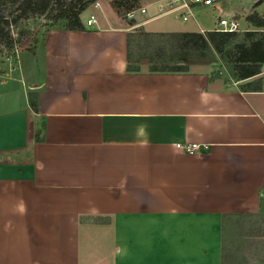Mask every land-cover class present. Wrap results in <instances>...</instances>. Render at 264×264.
<instances>
[{
    "label": "crops",
    "instance_id": "1",
    "mask_svg": "<svg viewBox=\"0 0 264 264\" xmlns=\"http://www.w3.org/2000/svg\"><path fill=\"white\" fill-rule=\"evenodd\" d=\"M141 5L48 30L23 78L0 82V264H222L223 216L261 212L264 91L203 60L130 70L136 29H216Z\"/></svg>",
    "mask_w": 264,
    "mask_h": 264
},
{
    "label": "trees",
    "instance_id": "2",
    "mask_svg": "<svg viewBox=\"0 0 264 264\" xmlns=\"http://www.w3.org/2000/svg\"><path fill=\"white\" fill-rule=\"evenodd\" d=\"M96 0H23L21 3L22 13L38 12L45 14L50 5H56V14L52 17L54 22L65 20L64 28L70 31H84L81 15ZM142 0H114L112 8L115 13L125 18L131 11L141 8ZM0 17V22H2ZM246 22L255 27L244 31H221L211 30L205 32H158L149 33L142 31L139 35L128 34V68L136 54L134 43H137V52H144L143 59L150 63V69L154 72H175L183 73L189 71V63L193 60H206L214 62L221 61L222 65L237 80H248L243 88L251 91H264V81L262 73L264 72V16L254 11L246 16ZM8 24V21H5ZM4 27L0 23V34L4 35ZM139 62V60H138ZM31 107L38 110V99L36 93L29 94ZM41 129L36 133V139L40 138ZM259 214H225L223 216V255L222 264L239 259L241 251L232 250L226 244L225 236L227 226L232 218L238 217L237 224L241 222L238 228L253 229L259 219L264 220V200L261 204ZM241 235L243 232L241 231ZM255 236L258 241H249L255 247V253L264 263V227L259 235ZM246 258V255H242ZM231 261H230V260ZM234 264V263H232Z\"/></svg>",
    "mask_w": 264,
    "mask_h": 264
},
{
    "label": "rangeland",
    "instance_id": "3",
    "mask_svg": "<svg viewBox=\"0 0 264 264\" xmlns=\"http://www.w3.org/2000/svg\"><path fill=\"white\" fill-rule=\"evenodd\" d=\"M23 0H0V17H2L1 26L4 27V35L0 34V82L12 78H23V70L28 63L29 59H32L37 44L43 38L45 33L56 27H63L66 23L65 20H59L54 22L53 16L56 14V5L51 4L50 8L45 14L38 12L22 13ZM70 1V0H66ZM114 0H100L101 8L95 9L93 4L90 5L87 10L81 15V19L87 18L91 13H102L109 11V7L112 8V2ZM213 6L196 5L193 7L195 18L202 28H215L216 24L220 21L221 17L232 18L237 17L241 22L239 31H244L248 28L246 26L247 12L252 11L260 5V0H213ZM264 2V0H263ZM215 4L218 8H215ZM142 6V5H141ZM113 9V8H112ZM261 16H264V6L258 8L257 11ZM127 20V16L123 18ZM122 19V20H123ZM8 21V24L5 23ZM190 26L197 25L192 21ZM142 32L141 29L134 30V34L139 35ZM137 43H134V50L136 54L131 62L132 67H138L139 62L147 63L146 59L141 58L144 52H137ZM205 62H209L203 60ZM217 67L216 74L227 75L228 70L222 65L221 61L215 60L210 62ZM238 217L232 218L227 226V234L225 236L226 244L232 250L241 251L239 259L228 262L230 264H264L261 259L255 253V247L251 245L249 241H258L261 238L250 236L259 235L264 227V220L255 225L253 229L241 227V222L238 221ZM241 231L243 235H241ZM246 255V258L242 257Z\"/></svg>",
    "mask_w": 264,
    "mask_h": 264
},
{
    "label": "built area",
    "instance_id": "4",
    "mask_svg": "<svg viewBox=\"0 0 264 264\" xmlns=\"http://www.w3.org/2000/svg\"><path fill=\"white\" fill-rule=\"evenodd\" d=\"M213 0H162L161 10L163 13L168 12H179L182 14V19L184 21H188L189 18H192V10L196 5H204V6H213ZM95 9H100L101 3L100 0H96L93 3ZM145 14L146 9L141 7L137 10L131 11L127 14V18L134 19L136 15ZM83 25L86 29L93 27L97 23V15L91 13L85 20L82 21ZM241 28V22L238 18H221L220 21L216 24V30L221 31H239ZM262 78L264 81V72L262 73ZM177 148L181 149L186 153H195L200 150L208 149L209 145L206 144H198V143H177Z\"/></svg>",
    "mask_w": 264,
    "mask_h": 264
}]
</instances>
